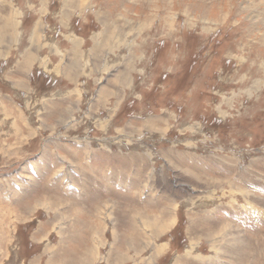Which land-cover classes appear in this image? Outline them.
Here are the masks:
<instances>
[{"label":"rangeland","instance_id":"rangeland-1","mask_svg":"<svg viewBox=\"0 0 264 264\" xmlns=\"http://www.w3.org/2000/svg\"><path fill=\"white\" fill-rule=\"evenodd\" d=\"M0 264H264V0H0Z\"/></svg>","mask_w":264,"mask_h":264},{"label":"trees","instance_id":"trees-1","mask_svg":"<svg viewBox=\"0 0 264 264\" xmlns=\"http://www.w3.org/2000/svg\"><path fill=\"white\" fill-rule=\"evenodd\" d=\"M33 76H34V77H33ZM34 79H36V77H35V75L33 74V75H32V79H31V81L34 80Z\"/></svg>","mask_w":264,"mask_h":264}]
</instances>
